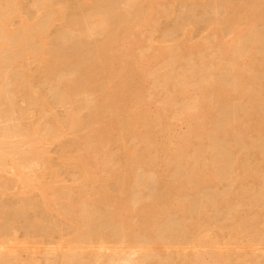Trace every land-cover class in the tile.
<instances>
[{
	"label": "rangeland",
	"instance_id": "rangeland-1",
	"mask_svg": "<svg viewBox=\"0 0 264 264\" xmlns=\"http://www.w3.org/2000/svg\"><path fill=\"white\" fill-rule=\"evenodd\" d=\"M6 4L3 38L23 49L4 48L0 138L6 128L39 129L31 145L11 138L0 162V264H186L199 253L206 264H264V239L253 234L264 227L263 198L246 194L264 185V20L246 30L254 0H0V10ZM259 10L264 17V0ZM23 24L39 33L34 45L11 39ZM252 30L263 38L240 42L248 56L217 54ZM237 61H248L247 73L234 91L215 64ZM203 73L223 88L205 87ZM230 112L240 129L226 142L212 131ZM177 149L186 161L175 166ZM216 149L226 158L212 166ZM17 153L28 154L21 171ZM193 167H207L216 184L180 192L161 217L160 201ZM222 195L231 205L186 228L198 219L195 202ZM88 204L139 229L120 236L111 221L83 224ZM253 211L252 226L239 223ZM74 251L79 262H65Z\"/></svg>",
	"mask_w": 264,
	"mask_h": 264
},
{
	"label": "bare ground",
	"instance_id": "bare-ground-1",
	"mask_svg": "<svg viewBox=\"0 0 264 264\" xmlns=\"http://www.w3.org/2000/svg\"><path fill=\"white\" fill-rule=\"evenodd\" d=\"M5 2H7V0H5ZM260 2L261 0H254V5L252 7V9L250 10V14H247V18L246 21L249 23L248 28L246 30L252 29L255 22L259 21V20H264V17L262 16L260 10H259V6H260ZM10 4V3H9ZM9 4H6V6H2L1 10H0V69L3 68L4 65H6L7 63V58H8V52L6 51V49L10 50V47H14V48H18V49H23L22 47H20V45H13L10 42H5L6 40L3 38L4 32L6 33V31H10L7 27H5L4 22H2V17H5V12L9 9L8 6ZM150 4V8L152 11H154V4L153 1H149ZM259 5V6H258ZM10 13V10H9ZM249 17H251V19H249ZM22 29H19L15 32H17V34H14L11 36V39H17L16 43L19 41H27L31 38V45H34L35 39L37 37V34L39 35V33H36L35 30L32 31L31 33V26L30 27H26V24H23ZM239 36V37H238ZM259 38H263V34L258 33L257 30H252L247 36H243V34H241V32H239L236 37H234L232 39V42L229 46H219L218 52L217 54H219L222 57H226V53L225 50L226 49H230V51L233 52L235 58H241L242 56H248L249 53L247 51H245L244 49L240 48V42L244 39L245 41H254L257 40ZM6 48V49H4ZM256 48V47H251ZM242 49V50H241ZM25 51V50H23ZM207 53V52H205ZM28 54V53H27ZM195 60V59H194ZM197 62V60H195ZM209 61V60H208ZM191 64L192 61L190 60ZM248 62V61H246ZM246 62H239L237 61V65H233L230 67H221L220 65L215 64L216 66H218V69L221 70H225V73H227V75H229V78L231 79L229 82L231 83V87L234 88V91L242 88V85L244 83L245 77H246V73L244 72L242 69V66L245 65ZM241 64V66H240ZM205 65V64H204ZM192 67V66H191ZM203 77H204V86L205 87H210V88H223V86L220 84V82L218 81H212L210 82L209 80L205 79V73H203ZM1 85V84H0ZM2 88V85L0 86V89ZM29 100L32 102L31 97L29 98ZM202 108L204 109L205 106L201 105ZM243 110V114L241 115V117L246 116L249 112L246 111L245 108L242 109ZM72 117V112L71 113H67L66 118L65 119H70ZM230 117H234V115L230 112L229 118L226 119H222V120H218L216 121V123L214 124L215 128H218L219 125L222 126L224 125V127L220 130L217 131L214 128V131H212V136H218L219 134H222V136L225 138L224 140L226 142H229V140H234L237 139V136H233V134L231 133L232 128H239L240 124L235 122V118H230ZM249 118V116L246 117V119ZM242 119V118H241ZM232 121V122H231ZM49 120H48V129H49ZM20 125V124H19ZM262 123L260 122L258 124V126H261ZM39 129V126H37L36 128H34L31 132L28 131H24L21 128H6L3 130V132L1 133V138H0V162L3 161L5 158H7V153L6 150L9 148V144H10V139L15 138V144H19L22 142H26V144L31 145V141H35L33 135L36 133V131ZM240 129V128H239ZM261 128H259L258 130H260ZM247 137V133L244 131H241L240 137ZM223 140V141H224ZM222 145V144H221ZM223 146V145H222ZM224 147L228 148L227 143L224 145ZM223 147V148H224ZM216 148V147H215ZM230 148V147H229ZM15 148L12 149L15 150ZM38 150L36 148H31V150L24 152L23 150H21V152L23 153H30V154H35ZM20 152V153H21ZM19 154V153H17ZM215 154V158L212 160L211 165L215 166L217 164L218 161L224 160L226 158L225 154L220 153L219 149H216V152H214ZM20 155V154H19ZM171 162L173 165H177V164H181L182 161H186V157H185V153L182 150L177 149L176 151L172 152L171 155ZM28 161V154L25 155H20L18 157L17 160L14 161V169L21 171L22 167L24 166V163ZM248 161V160H247ZM237 165V162H232V163H227V165L225 166V171H223V174L228 176V174L231 175L233 174V170L235 169ZM190 169V168H188ZM188 174H186L185 179L177 184H175L174 186L171 187L172 191H171V195L165 199L163 198L160 201V213L159 215L161 217H167V215L169 214V211H171L174 207H175V195L180 194V192L183 191H187L189 193H193V194H197L199 192V189L201 187H207V186H212L214 184H216V181L218 179V177L214 174V176L211 175V172L208 170L207 167H193L191 170H188ZM233 176V175H232ZM232 176H230V179L232 178ZM247 191V197H251V196H259L260 198H263V204H262V209L264 210V185L263 188L261 190H246ZM201 201H197L194 203L195 205V211H197L199 214L198 215V219L193 223L191 222L189 225L186 226V228L188 230H193L196 229L198 227L203 226L200 221L204 220L207 221V223L209 222L208 220V212H210V210L212 209H218V208H222L225 206H229L231 205V199L228 195H222V196H217V197H213V198H208V197H201ZM182 208H183V213L185 212V210L188 208V205L186 203L183 202L182 204ZM83 217H81V222L83 223V221H86L87 224L90 222H97L100 220H104V221H111L114 224V232L116 233V235H124L126 230L128 228L131 229H139V227H132L129 225H126L118 216H117V212L116 209L112 207V209H108V211L106 212V214H99L97 213V209L94 205L88 204V205H83V209L81 210ZM201 211V212H199ZM227 217H235V213L231 212L228 214ZM257 217V212L253 211V216L252 217H243L240 219L239 223L252 226L254 223V219ZM151 219L150 216L147 217V220L149 221ZM217 220H224V218L220 217V219ZM222 223V222H221ZM84 224V223H83ZM254 236H262L260 237V239H264V227L262 228L260 233L254 232L253 233ZM119 236V237H120ZM133 236L130 235V238H132ZM80 237L76 236L75 237V241L76 243L79 242ZM200 242H203V244H207L208 242L206 240H201ZM76 250V249H75ZM81 253L79 251H74L71 252L69 255L66 256L65 258V262L66 261H71L72 260H76V262H79V255ZM209 255L211 256H215V252L211 251L209 252ZM145 257V256H143ZM109 261H111L109 259ZM186 264H206V258L202 253L197 254L194 258H190Z\"/></svg>",
	"mask_w": 264,
	"mask_h": 264
}]
</instances>
